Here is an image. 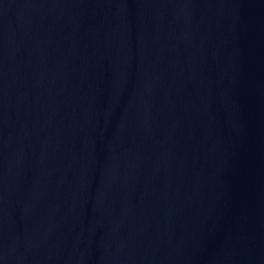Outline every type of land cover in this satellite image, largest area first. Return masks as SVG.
Returning a JSON list of instances; mask_svg holds the SVG:
<instances>
[{
    "label": "water",
    "instance_id": "obj_1",
    "mask_svg": "<svg viewBox=\"0 0 264 264\" xmlns=\"http://www.w3.org/2000/svg\"><path fill=\"white\" fill-rule=\"evenodd\" d=\"M0 264H264V0H0Z\"/></svg>",
    "mask_w": 264,
    "mask_h": 264
}]
</instances>
